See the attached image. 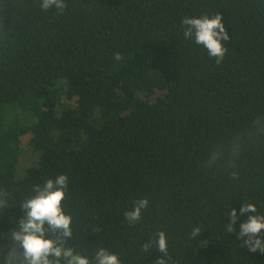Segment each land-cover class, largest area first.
<instances>
[{
    "label": "trees",
    "instance_id": "16d2710c",
    "mask_svg": "<svg viewBox=\"0 0 264 264\" xmlns=\"http://www.w3.org/2000/svg\"><path fill=\"white\" fill-rule=\"evenodd\" d=\"M64 3L0 0V261L22 251L12 233L34 186L67 174V246L90 260L103 246L156 264L141 245L164 231L168 264H264L238 236L244 203L264 215V0ZM203 14L229 35L220 64L183 37Z\"/></svg>",
    "mask_w": 264,
    "mask_h": 264
},
{
    "label": "clouds",
    "instance_id": "9594fccd",
    "mask_svg": "<svg viewBox=\"0 0 264 264\" xmlns=\"http://www.w3.org/2000/svg\"><path fill=\"white\" fill-rule=\"evenodd\" d=\"M53 7L63 12L67 5L64 0H40V8L43 11ZM181 24L184 39L203 46L208 56L214 58L217 64L223 62L228 49L221 41L229 40V35L222 23L221 14L213 18H209L208 14L185 16ZM122 59L119 52L114 53V60ZM237 176V172L231 173L232 179H236ZM68 185L67 174H60L55 179L46 180L43 185L34 186V194L23 201L24 215L19 220L18 229L12 233V239L22 251L3 254L0 264H93V260L94 264H123L118 253L111 252L103 246L95 249L93 260L67 246V242L73 236L72 216L64 211L62 205V201L66 199ZM6 205V199H0V209ZM148 207L147 197L134 200L132 208L124 212L127 224L135 226L142 220V214ZM240 213L242 215L254 213L240 225L238 236L243 240V245L251 252L259 250L264 253V238L260 236L264 230V215L257 214L256 205L253 203H244ZM228 217L226 230L232 233L235 231L233 225L237 219L236 209L231 208ZM200 232L201 228L194 226L190 236L195 238ZM153 247L162 254L156 259V264H168L170 259L168 240L164 231L157 232L153 238L141 245V249L145 252Z\"/></svg>",
    "mask_w": 264,
    "mask_h": 264
}]
</instances>
